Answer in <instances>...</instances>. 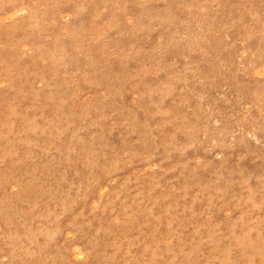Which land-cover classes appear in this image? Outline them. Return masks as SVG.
<instances>
[{"label":"rangeland","instance_id":"obj_1","mask_svg":"<svg viewBox=\"0 0 264 264\" xmlns=\"http://www.w3.org/2000/svg\"><path fill=\"white\" fill-rule=\"evenodd\" d=\"M0 264H264V0H0Z\"/></svg>","mask_w":264,"mask_h":264}]
</instances>
